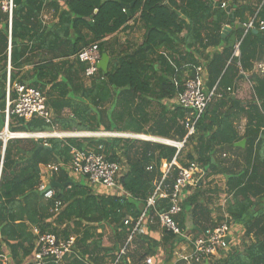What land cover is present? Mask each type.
I'll return each mask as SVG.
<instances>
[{
  "label": "trees",
  "instance_id": "obj_1",
  "mask_svg": "<svg viewBox=\"0 0 264 264\" xmlns=\"http://www.w3.org/2000/svg\"><path fill=\"white\" fill-rule=\"evenodd\" d=\"M229 1L236 7L224 20L225 10L220 5ZM258 2L259 8L248 3L239 4L236 0H13L10 82L26 84L42 92L53 122L45 124L37 118L28 122L11 120L8 125L11 134L94 133L101 129L107 133H132L182 142L187 134L185 121L192 118L190 111L175 103L173 110H168L163 101L174 100L182 93L180 76L189 71L183 65L193 67L189 72V79H192L199 65L195 55L208 47L222 48L221 52L212 55L206 66V91L215 87L220 97L207 106L194 126V134L185 140L179 152L167 145L138 140L7 141L0 172V250L5 246L14 264H22L24 259H27L25 264L32 262L37 252L33 229L38 234H53L63 239L75 237L74 254L65 258L62 264H106V259H111L109 264H114L131 231V226H124L123 222L127 219L136 221L144 210L145 201L153 192L154 179L159 180L162 176V163L169 164L175 159L179 165L172 166L164 180L167 193L177 178L178 169L189 163L197 164L206 177L222 173L219 168L224 162L215 156L227 150H239L234 144L241 138L233 124L238 115L246 117L243 136L247 139L246 167L241 172L227 175L226 186L231 199L223 212L231 223L239 224L256 201L263 206L264 77L252 75L253 96L245 107H234L225 90L239 77L238 65L245 71L256 61L257 53L261 52L264 57V40L249 31L240 40L239 56L234 57L233 48H229L227 39L221 37L224 25L246 24L248 17L252 18L256 12L254 28L257 30L259 22H264V0ZM120 4L130 6L129 14ZM46 6L55 12V23L46 25L41 21L40 14ZM91 16L92 26L85 21ZM136 16L143 29L142 43L129 55L112 57L107 71H100L103 80L94 78L85 87L78 81L85 65L77 60L78 69L64 75L59 66L51 62L39 63L28 77L21 75L25 56L30 51L44 49L68 59L75 57L83 47L97 43L99 49L106 52L103 39L125 28ZM7 47V15L0 7V132L4 127ZM167 59L174 62L177 72ZM43 143L50 146L51 151L38 147ZM136 144L138 147L134 146ZM99 146L103 151H98ZM71 148L103 153L108 162L116 163H120L117 154L120 152L126 170L120 173L117 184L127 196L118 195L119 192L109 195L101 190L97 193L85 181V184L74 181L63 169L52 180L60 185L72 184L63 190L54 189L52 200H44L33 193L40 187L39 166L67 164ZM1 152L0 147V159ZM29 153L32 155L27 157ZM200 188L201 181L194 189L186 188L189 193L182 200L181 213L174 218L184 229L186 214H189L192 220L190 232L196 236L224 221V216L215 223L205 220L208 212L199 201L202 194L196 193ZM55 202L62 205L57 214L52 213ZM169 206L168 200H157L155 210H147L146 232L155 227L149 224L151 216L167 211ZM261 209L263 211L264 207ZM105 226L113 233L109 246H104L103 232H97ZM241 226L243 238L248 240L242 251L234 248L219 252L217 258H208V264H264V211L243 221ZM162 237V241L171 247L180 240L165 230ZM131 245L136 248L132 250L133 255H121L116 264H127V258L131 264L143 262L156 254L158 243L147 234H140L126 250Z\"/></svg>",
  "mask_w": 264,
  "mask_h": 264
},
{
  "label": "built area",
  "instance_id": "obj_2",
  "mask_svg": "<svg viewBox=\"0 0 264 264\" xmlns=\"http://www.w3.org/2000/svg\"><path fill=\"white\" fill-rule=\"evenodd\" d=\"M227 5L225 3L221 4V8L224 9ZM0 7L3 13L7 15V31L8 37L11 34L12 28V17L13 10L15 8L13 0H3L0 2ZM257 14V12H256ZM256 14L244 24V36L254 28V24L257 22ZM259 33L264 32V22H259V28L257 29ZM238 42L233 49V56L239 52ZM7 61H6V71H5V105L3 110L4 116V129L6 130V135L0 133V140H12L17 139L13 137L15 134L8 132V125L11 120H23L30 121L33 118L44 121L46 124L51 123L52 113L46 105V99L42 92L26 87L22 84L10 82L11 65H10V45L7 49ZM75 59L80 63L85 65L83 72V78L87 82H91L94 78L100 77V69L98 64L101 59L100 49L97 43L90 44L83 47L75 56ZM257 73L264 75V63L257 65ZM103 80L102 77H100ZM227 91H231L228 89ZM13 96V97H12ZM216 88L213 87L209 91H204L203 80H202V70L200 68L196 69L194 78L188 79L183 83V90L180 95L175 99V104L182 107L184 110L190 111L191 119L185 121V128L187 134L182 142H172L171 144H166L170 147L177 149L179 152L185 143V140L194 134V126L199 119V117L206 110L210 102L217 98ZM89 135H93L90 134ZM108 135V134H107ZM40 133L29 134L26 139H47L38 138ZM110 136V135H108ZM54 138V137H53ZM87 139L88 137H74V139ZM103 138V137H101ZM46 145V144H44ZM2 149V148H1ZM98 151H103L101 146L98 147ZM3 151L1 152L0 159V172L2 168ZM172 166H175V159H173L169 164L164 163V170L161 172L162 176L153 185L152 194L145 201V208L141 212L140 216L136 221L132 219H127L123 222L124 226H131V231L127 237V241L124 247L120 250L118 259L121 255L126 253V247L132 242L136 235H139L144 228L145 221L147 219L146 212L148 209H154L157 200H168L169 209L163 213L153 214L149 220L150 225L159 226L166 232H170L176 238H179L183 244H186L190 251L188 254L177 255L178 262H183L184 264H205L209 263L208 258L216 256L222 250L228 247L227 234L229 232L228 224L229 218L225 217V220L218 224L216 227L208 228L201 233L196 238H191L188 236L184 229L180 228L175 222L174 218L181 213L182 210V195L187 187H196L198 182L201 181V170H199L197 164L189 163L187 167L179 168L177 178L170 189V192H166V187L164 186V180L170 173ZM178 167V166H175ZM43 171L49 175H56L61 169H63L68 174L82 178L86 184L94 189L101 190L106 194H117L126 195L119 185L117 184L118 177L122 172V168L119 163L108 162L103 153H95L92 150L79 151L75 148L70 149V160L67 164L63 165L61 163H53L42 166ZM46 186L40 185L38 191H42ZM55 196L54 189H50L42 195L44 200H52ZM62 208L60 202H55L52 213L57 214ZM155 217V219H153ZM36 236L35 246L37 252L34 254V261L30 264H62L65 258H69L74 254L75 237L70 236L68 239H63L62 237H57L53 234H38L34 231ZM178 244V243H177ZM118 259L115 260L116 264ZM145 264H152V259L147 258ZM0 264H5L0 256Z\"/></svg>",
  "mask_w": 264,
  "mask_h": 264
},
{
  "label": "crops",
  "instance_id": "obj_3",
  "mask_svg": "<svg viewBox=\"0 0 264 264\" xmlns=\"http://www.w3.org/2000/svg\"><path fill=\"white\" fill-rule=\"evenodd\" d=\"M1 1H3V0H0V2ZM236 1L239 4L248 3L253 8H259L258 6H260L258 0H236ZM229 2L231 3V6H232V2L231 1H229ZM228 3L226 5H228ZM61 5H62V3H59L60 7H62ZM226 7L224 8V10L226 9ZM232 7L235 8L236 6H232ZM233 8H231V9H233ZM54 13L55 12H53V10L48 8L47 6L43 7L42 12L40 14V19L43 22V24L49 25V24L55 23V19H53ZM225 14H226V12H225ZM229 15H230V12H229V14L225 15L226 18L224 16V20H227ZM250 19L251 18L248 17L247 22ZM244 24H240L239 22H235L232 27L227 25V24L223 26L222 31L224 30V28L230 29V31L227 35H222V31H221V37L223 39H227L226 40L227 45H228V42L232 36H234V38H235L234 46L238 42H240L241 38L244 37V30H241L238 26L239 25L244 26ZM235 26L237 28H235ZM259 39H262V38H259ZM142 40H143V29H142L141 23L139 22L137 16L134 17V19L132 21H130L125 28L120 29L117 33L110 35V36L106 37L105 39H103L102 45H103L104 49L106 50V52L102 51V49H101L100 53H101V55H102V53H104L108 57L107 69L109 67L110 60L112 57H114L118 54L123 56V55H129V54L133 53L137 49V47L142 43ZM7 41H8V45H10V37H8V31H7ZM7 49H8V47H7ZM233 49H234V47H233ZM221 50H222L221 47H208L205 51L200 50L199 51L200 54L195 55V59L196 58L198 59V64H199L196 69L200 68L202 70V80H203V85H204V87H203L204 91H206V89H207V86H206V83H207V79H206L207 62L211 59V57L214 53L221 52ZM6 54H7V51H6ZM238 56H239V52L234 57H238ZM6 58H7V55H6ZM173 58L177 59V56L174 55ZM153 60H155V57H153ZM6 61H7V59H6ZM167 61L174 68V71L177 72V67H175L174 62L170 61V59H167ZM43 62H51L52 64L58 65L60 73H62L63 75L67 74L69 72H73V70H77L79 67V65L76 62L75 57H70L68 59H62V58L57 57V54L54 52L44 50V49H40L37 51H32V52L30 51L25 56L24 65L20 71L21 75H23V76L27 75V77H28V73L31 72L32 69L34 67H36L39 63H43ZM260 63H264V57H263V54L261 52L257 53V59H256V61L251 63L250 69L242 71L238 65L239 77L237 78V80L235 82H233L225 90V93L231 97V100L233 102L234 107H245V105L251 100V98L253 96V91H252L253 85L251 82L252 75L264 77V75H260L257 73L258 72L257 71V65ZM183 66H186L187 69H189V71H184L183 74L180 76V82H182V84L190 78V73H189L190 68H191V70H193V67H190L188 64H185ZM107 69H106V71H107ZM82 78H83V75H80L78 81L80 83H82L85 87H87L84 84L85 82L83 81ZM173 81H174V83L177 82L176 80H173ZM22 85L27 87L26 84H22ZM228 89H230L231 91H227ZM219 97L220 96L218 95L217 98H219ZM175 99L174 100H164L163 104H164L165 108H168V110H173L172 105H174ZM154 109L157 112H160L158 107H155ZM233 121H234L233 124H234L235 131L237 132V134L241 138L240 141H245L244 146L243 147H236L235 146L236 143H235L234 147L238 148L239 150H227V151L223 152L222 154H217L215 156V159H218L219 161L224 162V164L219 168V170H221L222 173H216L215 175H211L210 177H206V174L201 171V175H200L201 176V188H200V190L196 191V193L202 194L201 198H199V201L205 206V208L208 212V214L205 216L206 219L205 218L204 219L206 221H207V219L208 220L210 219L211 222H213V223H215V221H217V219H219L222 216H224V220H225V217H227L225 212H223L225 210L226 203L231 199V194L228 193L227 186H226L227 175L241 172L246 167L245 151L244 150L247 146V139H245L243 137L245 130H246V127H245L246 117L244 115H238L234 118ZM52 122H53V116L51 118L50 124H52ZM141 136L151 138L150 136H145V135H141ZM143 141H146V140H143ZM168 141H170V140H168ZM171 142H176V141H171ZM212 162H214V160H212ZM42 166L43 165L39 166L40 185L48 186L52 181H54V180H52L53 176H57V174L52 175V176L49 175L48 173L43 171ZM175 166H179V165L175 162ZM121 167H122V165H121ZM198 168H199V166H198ZM122 170L125 171L126 168L122 167ZM199 170H200V168H199ZM67 175H69L74 181L83 182L85 184V182L82 178L72 176L68 173H67ZM156 182H157V179H154L153 185ZM192 189H194V188H192ZM95 192L98 193L99 190L96 189ZM188 193L189 192L184 191L183 195H182V199ZM255 204H257L255 207L256 212L261 211L262 210L261 207H264V204H263V206H261V205H259L258 201H256ZM205 220H202L203 221L202 223H204ZM199 221H201V220H199ZM184 224H185L184 230L188 236H190L191 238H196L200 235L199 234L198 236H196L195 234L190 232L192 220H191V216L189 214H186V219H185ZM103 229H99L97 232L98 233L103 232L104 242H105L104 246H109L110 245L109 244V242H110L109 241L110 230L106 234L105 229L104 230ZM228 229H229V232L227 234L228 247L225 250H222L220 252H229L231 249H234V248H236L239 251H242L243 247L248 242V240L243 238L244 229L242 228V226L240 224H234L231 222H229V224H228ZM32 231L34 233V231H36V229H33ZM140 234H147V236L149 238H151L152 240H155L158 243V246L156 248V254L154 256L148 257V258L152 259V264H176V263H178L177 255H179L180 253L186 255L190 251L189 247L186 244H183L181 240L172 244V247L169 246L168 244H165L164 241H162L163 229H160L159 226H155L154 228H151L150 230H148V232H146L145 229L143 228V230L141 231ZM134 249H136L135 246L131 245V250H134ZM0 252H1L0 256H1L2 260L5 262V264H14L11 261L9 251L7 250V248L5 246L1 247ZM116 254H117V252L115 253V255ZM126 254L133 255V252L128 251V252H126ZM110 260L111 259H106V264H109ZM32 261H34V257H33ZM26 262H27V259H24L22 264H25ZM126 262H127V264H131L129 258L126 259ZM137 264H145V262L143 261V262H140Z\"/></svg>",
  "mask_w": 264,
  "mask_h": 264
},
{
  "label": "water",
  "instance_id": "obj_4",
  "mask_svg": "<svg viewBox=\"0 0 264 264\" xmlns=\"http://www.w3.org/2000/svg\"><path fill=\"white\" fill-rule=\"evenodd\" d=\"M112 1H113V0H112ZM210 2L213 4V1H210ZM120 6L126 10V14H129L130 6L123 5V4H120ZM231 8H233V7L231 6V3L229 2L228 5H227V7H226V9H225L226 14H229ZM95 13H96V11H94V14H95ZM177 15H179V14L177 13ZM92 18H93V16H91V17L88 18V19H85V21L88 22V24H89L90 26H92V24H93V22H92ZM225 18H226V16H225ZM238 27H239L241 30H245V27H244L243 25H239ZM235 28H237V27L235 26ZM188 30H189V29H188ZM229 31H230L229 28H224V30L222 31V35H227V34L229 33ZM251 33H252L253 35H256L258 38H262V39H264V32L259 33L257 30H252ZM234 44H235V38H234V36H232V37L230 38L229 42H228V47H229V48H233V47H234ZM107 65H108V57L106 56V54L102 53V55H101V59H100V62H99V64H98V67H99V69L101 70V72H106ZM3 132H4V135L7 136V135H6V130H5V129L3 130ZM3 132H2V133H3ZM18 139H26V138H21V137H19ZM6 143H7L6 140H0V147L2 148V151H3V152H4V150H5ZM162 144H163V143H162ZM244 144H245V141H240V142L236 143L235 146H236V147H243ZM163 145H166V144H163ZM38 147H39V148H44V149H46V150H48V151H51V147H50V146H47V145H44V144H43V145H38ZM31 155H32V154L29 153V154L27 155V157H30ZM70 184H72V183H65V184L60 185V184H58V183L52 181V182H51L48 186H46L42 191H38V190H37V191H34L33 193L38 194L39 196H42V195L44 194V192H46V191H48V190H50V189H61V190H63V189H65L67 186H69ZM256 205H257V204H255L254 206H252V207L247 211V213L244 214V215L242 216V218H241V222L239 223L240 225L242 224L243 221H249L251 218H255L257 215L261 214V213L264 211V210H263V211L256 212V211H255V207H256ZM226 241H227V240H226ZM205 264H207V263H205Z\"/></svg>",
  "mask_w": 264,
  "mask_h": 264
},
{
  "label": "rangeland",
  "instance_id": "obj_5",
  "mask_svg": "<svg viewBox=\"0 0 264 264\" xmlns=\"http://www.w3.org/2000/svg\"><path fill=\"white\" fill-rule=\"evenodd\" d=\"M83 79V81L85 82L84 84L86 85V86H89V82H87L86 80H84V78H82ZM66 114V113H65ZM3 118H4V116H3ZM10 123H12V122H10ZM146 128H147V126H145ZM3 130H4V127H3V129H2V131L0 132V133H2L3 132ZM48 133H57V134H59V132H55V131H52V132H48ZM68 133H72L73 134V136H61V137H58V138H47V139H42V141L43 142H45L46 140H49V139H58V140H66V139H69V138H74V136H76V137H79V136H82L83 135V137H88L87 139H90V140H106V141H110V140H114V139H121V140H133V141H143V140H140V139H138V138H136L135 136V134H132V133H123V134H125V135H127V134H129V135H127L126 137H122V136H120V137H118L119 135H114V134H118V133H116V132H109V133H107V132H104V131H102L101 129L96 133V134H112V135H110V136H108L107 135V137H103V138H101V137H95V135H89V133L91 134V132H68ZM60 134H62V133H60ZM80 134V135H79ZM131 135V136H130ZM98 138H100V139H98ZM83 139V138H82ZM82 139H79L78 138V140H82ZM33 141H38L37 139H32ZM148 142H152V141H148ZM152 143H158V144H162V143H160V142H152ZM44 144V143H43ZM135 147H138V145L136 144V145H134ZM168 146V145H167ZM117 154L120 156V166L122 165V167H124V168H126V164H125V160L121 157L122 155H120V152H117ZM165 162H163L162 163V166H161V169H160V171L162 172L163 170H164V167H163V164H164ZM123 172V171H122ZM193 188H195V187H193ZM105 229V231H106V234L109 232V230H110V238H109V241H111L112 239H113V233H112V230L111 229H109V227H105L104 228ZM103 229V230H104ZM160 229H162V228H160ZM130 249V250H129ZM129 249H127L126 250V252H132V250H131V248H129Z\"/></svg>",
  "mask_w": 264,
  "mask_h": 264
},
{
  "label": "bare ground",
  "instance_id": "obj_6",
  "mask_svg": "<svg viewBox=\"0 0 264 264\" xmlns=\"http://www.w3.org/2000/svg\"><path fill=\"white\" fill-rule=\"evenodd\" d=\"M12 31V30H11ZM11 39V38H10ZM11 50V49H10ZM11 79V78H10ZM80 133V132H79ZM83 133V132H82ZM97 133V132H96ZM95 132L94 133H91L93 135H95V137H107V134H96ZM29 134H24V133H17L15 135H13V137L15 138H27ZM80 135V134H79ZM108 135H112V134H108ZM114 135H119L118 137L122 136V137H126L127 135L123 134V133H118V134H114ZM61 136H73L72 133H62V134H57V133H40V136L38 138H58V137H61ZM131 136V135H130ZM76 137V136H74ZM89 137V136H88ZM136 138L140 139V140H146V141H152V142H160V143H163V144H171L172 142L171 141H168V140H164V139H159V138H154V137H151V138H147V137H143L141 135H136L135 136ZM100 139V138H98ZM38 140V139H37Z\"/></svg>",
  "mask_w": 264,
  "mask_h": 264
},
{
  "label": "clouds",
  "instance_id": "obj_7",
  "mask_svg": "<svg viewBox=\"0 0 264 264\" xmlns=\"http://www.w3.org/2000/svg\"><path fill=\"white\" fill-rule=\"evenodd\" d=\"M18 139V138H17Z\"/></svg>",
  "mask_w": 264,
  "mask_h": 264
}]
</instances>
